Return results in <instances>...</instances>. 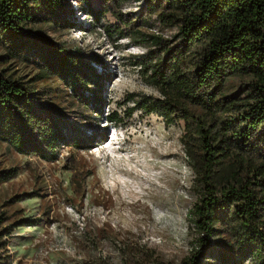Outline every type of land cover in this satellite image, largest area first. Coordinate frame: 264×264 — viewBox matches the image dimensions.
Here are the masks:
<instances>
[{"label": "rangeland", "instance_id": "374dc122", "mask_svg": "<svg viewBox=\"0 0 264 264\" xmlns=\"http://www.w3.org/2000/svg\"><path fill=\"white\" fill-rule=\"evenodd\" d=\"M89 1L113 10L98 24L79 0H68L71 7L56 20L36 26L53 42L103 61L92 63L110 75L100 89V113L91 91L80 97L30 60L10 56L0 38L1 68L30 84L63 117L69 135L93 138V148L62 146L52 161L0 141V171L18 168L0 184V264H180L192 251L187 215L197 200L181 143L183 122L166 126L154 113L126 114L134 105L126 100L130 94L159 95L144 81L141 63L164 61L177 29L143 11V1ZM114 111L121 121L107 120ZM26 217L35 223L15 225ZM203 264L222 263L212 258Z\"/></svg>", "mask_w": 264, "mask_h": 264}, {"label": "trees", "instance_id": "16d2710c", "mask_svg": "<svg viewBox=\"0 0 264 264\" xmlns=\"http://www.w3.org/2000/svg\"><path fill=\"white\" fill-rule=\"evenodd\" d=\"M79 1L98 24L113 10ZM139 1L143 11L177 29V42L164 49V61L141 63L144 81L159 95L130 94L126 100L134 105L126 114L154 113L166 126L183 122L181 143L197 200L187 215L192 251L180 264L212 258L222 264H242L246 258L264 264V0ZM67 6L68 0H0V38L10 56L30 60L80 97L91 91L100 113V89L110 75L92 63L103 61L53 42L36 26L56 20ZM114 14L128 23L122 13ZM2 62L0 56V141L48 161L57 159L62 146L93 148V138L69 135L63 117L30 84L2 69ZM107 120L122 118L114 111ZM17 173L15 167L1 170L0 184ZM34 223L26 217L15 225Z\"/></svg>", "mask_w": 264, "mask_h": 264}]
</instances>
